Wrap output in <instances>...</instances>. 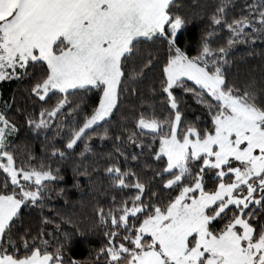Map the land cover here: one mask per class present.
Listing matches in <instances>:
<instances>
[{
  "label": "snow or ice",
  "instance_id": "snow-or-ice-1",
  "mask_svg": "<svg viewBox=\"0 0 264 264\" xmlns=\"http://www.w3.org/2000/svg\"><path fill=\"white\" fill-rule=\"evenodd\" d=\"M0 264H264V0H0Z\"/></svg>",
  "mask_w": 264,
  "mask_h": 264
},
{
  "label": "trees",
  "instance_id": "trees-1",
  "mask_svg": "<svg viewBox=\"0 0 264 264\" xmlns=\"http://www.w3.org/2000/svg\"><path fill=\"white\" fill-rule=\"evenodd\" d=\"M244 51V48L243 46L238 50V52H243ZM6 87L9 88V90L11 88H14L15 87V84H10V85H6ZM189 115L191 116L192 113L190 112ZM36 151L39 152L40 148H39V141H36ZM68 179L70 180L71 179V172L69 171L68 172ZM81 183L86 185L87 181L84 179V178H81ZM69 196H68V199L71 200V201H78L81 199V192L80 191H77L76 189H73L71 188V186L69 185ZM53 204L56 208L58 209H62L64 207V203H63V200H54L53 201ZM83 245L80 246L81 250L83 249ZM84 255H86V252L84 253ZM78 258H83L82 256L81 257H78Z\"/></svg>",
  "mask_w": 264,
  "mask_h": 264
}]
</instances>
